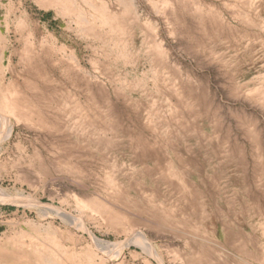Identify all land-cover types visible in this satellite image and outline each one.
I'll return each mask as SVG.
<instances>
[{"label": "rangeland", "instance_id": "obj_1", "mask_svg": "<svg viewBox=\"0 0 264 264\" xmlns=\"http://www.w3.org/2000/svg\"><path fill=\"white\" fill-rule=\"evenodd\" d=\"M0 264H264V0H0Z\"/></svg>", "mask_w": 264, "mask_h": 264}]
</instances>
